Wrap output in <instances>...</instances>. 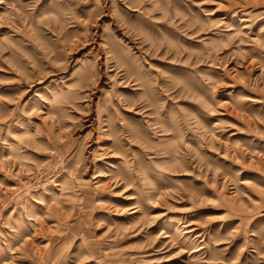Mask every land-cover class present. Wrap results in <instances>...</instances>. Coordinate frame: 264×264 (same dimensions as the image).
Listing matches in <instances>:
<instances>
[{"label":"rangeland","instance_id":"rangeland-1","mask_svg":"<svg viewBox=\"0 0 264 264\" xmlns=\"http://www.w3.org/2000/svg\"><path fill=\"white\" fill-rule=\"evenodd\" d=\"M0 264H264V0H0Z\"/></svg>","mask_w":264,"mask_h":264}]
</instances>
